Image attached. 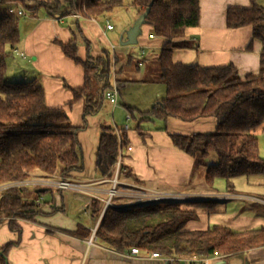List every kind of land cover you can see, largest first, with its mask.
I'll use <instances>...</instances> for the list:
<instances>
[{
	"label": "trees",
	"instance_id": "obj_1",
	"mask_svg": "<svg viewBox=\"0 0 264 264\" xmlns=\"http://www.w3.org/2000/svg\"><path fill=\"white\" fill-rule=\"evenodd\" d=\"M6 1H14L31 12L42 7L50 17L83 14L92 18L108 15L124 2L3 0L0 5ZM133 7L139 17L146 14L145 24L153 28L154 35L166 40L157 71V79L166 87V97L143 113V117L173 118L185 123L216 120L213 133L170 135L176 148L206 166L205 180L210 188L217 179H224L233 191L235 179L264 175V159L256 135L264 127V8L253 5L249 9L227 11L229 29L251 26L254 38L262 43L259 73L242 79L233 65L208 68L174 62V49L188 47L176 42L188 28L199 25V0H134ZM20 18L18 10L0 15V186L28 180L38 173L72 179L84 170L78 138L81 128L72 126L64 109L47 106L44 89L36 80L17 82L6 76L7 59L21 40ZM61 47L65 55L80 63L75 41ZM82 66L85 84L71 91L75 101L85 100L86 115L96 114L112 87L113 60L106 53ZM134 111L135 108L130 109L132 115ZM126 133L121 129L119 137L114 127L102 128L96 154V169L101 177H113L120 155L128 145ZM212 155L216 162H207ZM123 172L121 158L120 175ZM29 191V187H11L0 193V224L7 219L10 229L19 232L15 224L18 219L32 220L37 215L35 202L28 199ZM216 205V201L204 199L108 207L96 239L102 246L123 254L136 247L141 252L162 255L194 253L208 257L219 252L230 257L264 246V228L240 232L218 225L206 230L186 229L188 222L197 219L196 209H212ZM102 210L103 204L94 201L93 216L100 215ZM80 231L83 228L76 234L82 235ZM13 246L14 243H9L0 248L1 264H8L7 253Z\"/></svg>",
	"mask_w": 264,
	"mask_h": 264
},
{
	"label": "crops",
	"instance_id": "obj_2",
	"mask_svg": "<svg viewBox=\"0 0 264 264\" xmlns=\"http://www.w3.org/2000/svg\"><path fill=\"white\" fill-rule=\"evenodd\" d=\"M253 5L264 8V0H199V25L188 28L185 36L176 42L188 47L174 49V62L208 68L233 65L242 79L257 75L262 43L254 38L253 28L227 27L229 9H249ZM132 8V19L137 20L139 12L133 3ZM10 10L23 14L19 21L21 40L7 59V78L17 82L36 80L44 89L47 106L64 109L72 126L81 128L78 138L84 170L71 180L100 182L98 188L110 190L109 178L101 177L96 169L101 130L105 126L120 130L128 124V145L122 155L124 174L120 175L123 184L139 185L151 192L193 194L216 201L217 205L212 209H196L197 219L186 226L189 231L206 230L214 225L236 232L264 228V193L261 190L264 175L258 176L261 181L252 179L258 183L248 187L246 193L236 191L234 182L233 191L228 189L225 192L230 198L216 199L214 197L220 193L215 184L213 188L207 185L206 166L197 164L172 143L171 134L187 136L215 132V119L185 123L173 118L143 117V113L166 97V87L157 79L156 64L166 40L155 36L152 27L146 26L150 34L139 37L136 48H120L116 43L123 39L124 32L134 23L132 20L124 21L118 29L114 26L109 30L107 24H111L110 21H100L103 17L108 19L109 14L98 18L83 14H78V18L73 16L75 14L50 17L42 7L31 12L14 1L0 5V15ZM143 28L145 25L142 33ZM71 41H75L80 63L62 50L61 44ZM119 48L128 58L118 56L116 50ZM129 50L135 51L138 58L131 56ZM106 53L113 60L111 82L115 79L120 84L119 103L113 107L104 100L98 113L86 115L85 100L75 101L71 89L85 84L82 63L101 58ZM129 108H135L133 115ZM128 115L132 117L130 121H127ZM256 135L260 156L264 159V127L259 128ZM38 176L42 174H35L32 178ZM29 190L28 199L35 202L37 215L32 220L18 219L15 224L19 232L10 229L7 219L0 224V248L15 244L7 253L8 264H166L159 259H150L151 252H141L140 256L129 258L102 246L97 239L89 244L99 225L85 198L55 189L29 187ZM79 199L85 202L84 205ZM123 202V199L116 200L117 204ZM79 228H83L82 235L76 234ZM210 264H264V246Z\"/></svg>",
	"mask_w": 264,
	"mask_h": 264
},
{
	"label": "built area",
	"instance_id": "obj_3",
	"mask_svg": "<svg viewBox=\"0 0 264 264\" xmlns=\"http://www.w3.org/2000/svg\"><path fill=\"white\" fill-rule=\"evenodd\" d=\"M13 12V10H10ZM19 14L22 15L23 12L19 11ZM74 17L78 18L80 15L75 14ZM107 29L112 30L113 26L111 24H107ZM22 56H24L22 54ZM119 90L120 84L117 80L112 81V87L105 93V100L113 107L118 106L119 103ZM131 116H127V121L131 120ZM129 125H125L122 130H128ZM116 133L120 137L121 129L116 130ZM121 158L120 155L119 161L116 164L115 172L113 177H110L107 182L110 183V190H102L98 188V184L100 182L93 183H83L73 181L71 179L63 178L60 175H52V176H38L35 178L30 177L28 180L9 183L6 185L0 186V193L4 190L11 187H33V188H42V189H55L61 191H70L72 193L77 194L80 197H83L87 200V205L89 209L92 208L94 201H100L103 203V210L100 215L97 216V225H100L103 215L108 207H116V208H124L130 205H137L143 203H151L165 200H199V199H207L203 196L193 195V194H174V193H164V192H151L139 185H129L123 184L120 181V167H121ZM103 195H106L104 197ZM223 196V197H221ZM229 198V195H219L214 198L223 199ZM123 199L122 204H117L116 200ZM95 229L92 238L90 239L89 244H93L96 239V231ZM141 251L134 247L125 255L129 258L140 256ZM225 256L220 254L219 252H214L212 255L208 257L199 256L197 254H189V255H162L159 252H151L149 255L150 259H159L166 264H210L216 260L223 259Z\"/></svg>",
	"mask_w": 264,
	"mask_h": 264
},
{
	"label": "rangeland",
	"instance_id": "obj_4",
	"mask_svg": "<svg viewBox=\"0 0 264 264\" xmlns=\"http://www.w3.org/2000/svg\"><path fill=\"white\" fill-rule=\"evenodd\" d=\"M132 3H133V0H124V2H123V4L121 5V6H119V7H117L116 8V10L114 11L115 13L114 14H109V16L107 17L108 19H106L105 17H103V18H101V20L100 21H106V20H109L110 21V23H111V25L114 27H116V29H118V28H120L121 27V25H122V23L124 22V21H126V20H132L134 23L136 22V19H132V10H133V8H132ZM3 11L5 12L6 11V9H3ZM134 23L132 24V26L134 25ZM131 26V27H132ZM146 26H148V25H145V28H143V33H142V35H148V34H150L149 32H148V29L147 28H149V27H146ZM151 27V26H150ZM129 29V28H128ZM127 29V30H128ZM126 30V31H127ZM141 35V36H142ZM140 36V37H141ZM127 40V34H126V32H124V34H123V39L122 40H118L117 41V43L116 44H118V46L120 47V48H122V42H125ZM116 41V40H115ZM139 44V43H138ZM136 46H138L137 44L136 45H132L130 48H133V47H135L136 48ZM119 48V49H120ZM116 50L117 51V54H118V56L119 57H123V58H128L127 56H126V54H125V51L124 50H122V49H120V50ZM129 54L131 55V56H133V57H135V58H138V54L134 51V52H132L131 50H129ZM123 61V60H122ZM157 65H158V62L156 63ZM10 81H12V80H10ZM258 132V130L256 131V133ZM207 162H210V163H213V162H216V157L214 156V155H212V156H210V158L208 159V161ZM261 178V177H260ZM252 179H258V181H261L260 179H259V177L258 176H250V177H239V178H237V179H235L234 180V182H235V186H236V191H238V192H242V193H246L248 190H249V188L251 187V186H254V185H256L257 183H258V181H253ZM242 180V181H241ZM205 184V183H204ZM207 185H204V187H206ZM249 187V188H248ZM207 188V187H206ZM215 189H217L218 190V192L220 193V195H224V194H227V193H225L226 191H229L228 189V186H227V182H226V180H224V179H217L216 180V182H215ZM257 190H258V187L256 188ZM261 190H263V193H264V187H263V189H261ZM68 192H70V191H68ZM72 193V192H71ZM71 193H69V194H71ZM78 196V195H77ZM219 196V195H218ZM228 196V195H227ZM221 197H223V196H221ZM229 198H230V196H229ZM223 199H226V197L225 198H223ZM76 200H78V197H76ZM200 200H204V199H199V200H197V201H200ZM79 201H81V203H82V205H84V203L85 202H83L82 200H80L79 199ZM186 201H188V200H186ZM76 204V203H75ZM84 210V209H83ZM85 211V210H84ZM82 213H83V211H82ZM227 257L225 256L222 260H224V259H226Z\"/></svg>",
	"mask_w": 264,
	"mask_h": 264
},
{
	"label": "water",
	"instance_id": "obj_5",
	"mask_svg": "<svg viewBox=\"0 0 264 264\" xmlns=\"http://www.w3.org/2000/svg\"><path fill=\"white\" fill-rule=\"evenodd\" d=\"M145 16L146 14L140 16L134 25L126 31L127 40L122 42V46H132L138 44V38L142 35V27L146 25L144 21Z\"/></svg>",
	"mask_w": 264,
	"mask_h": 264
}]
</instances>
